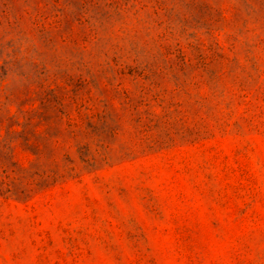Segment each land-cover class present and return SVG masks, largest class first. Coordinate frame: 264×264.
<instances>
[{"label":"rangeland","instance_id":"374dc122","mask_svg":"<svg viewBox=\"0 0 264 264\" xmlns=\"http://www.w3.org/2000/svg\"><path fill=\"white\" fill-rule=\"evenodd\" d=\"M0 264H264V0H0Z\"/></svg>","mask_w":264,"mask_h":264}]
</instances>
